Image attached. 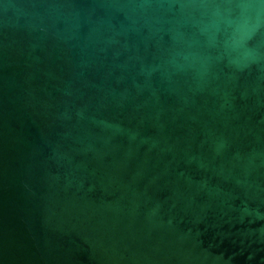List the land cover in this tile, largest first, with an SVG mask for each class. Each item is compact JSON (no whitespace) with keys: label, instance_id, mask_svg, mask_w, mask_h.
<instances>
[{"label":"water","instance_id":"water-1","mask_svg":"<svg viewBox=\"0 0 264 264\" xmlns=\"http://www.w3.org/2000/svg\"><path fill=\"white\" fill-rule=\"evenodd\" d=\"M0 264H264V0H0Z\"/></svg>","mask_w":264,"mask_h":264}]
</instances>
